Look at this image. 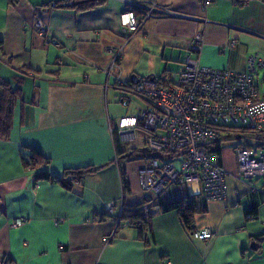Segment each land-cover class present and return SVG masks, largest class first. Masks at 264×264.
Segmentation results:
<instances>
[{"label": "crops", "instance_id": "crops-1", "mask_svg": "<svg viewBox=\"0 0 264 264\" xmlns=\"http://www.w3.org/2000/svg\"><path fill=\"white\" fill-rule=\"evenodd\" d=\"M57 1L0 0V81L22 92L9 136L0 138V264H264V187L260 180L238 179L235 161L225 163L222 155L226 196L198 198L193 215L194 229H210V239H194L175 211L155 205L186 195L185 188L175 186L149 208V241L134 227L115 230L122 206L143 201L137 170L144 159L116 151L142 144L120 139L117 120L133 114L122 115L110 100L126 95L116 77L163 79L186 56L203 67L244 71L248 54L264 57V0H214L204 10L199 0H104L82 11L52 6ZM131 3L143 7L134 10L138 19L149 6L166 12L153 11L130 35L118 15ZM36 15L47 27L45 38L57 40V46L38 35ZM196 34L203 43L191 52ZM108 47L120 52L111 69ZM135 98V111L146 106ZM29 148L48 162L25 166ZM88 165L103 167L70 189L36 178L47 172L60 179L64 169ZM120 169L130 189L125 195ZM111 201L113 212L104 214ZM248 211L255 217L248 219ZM13 217L27 221L15 227ZM110 233L111 240L103 243Z\"/></svg>", "mask_w": 264, "mask_h": 264}, {"label": "built area", "instance_id": "built-area-1", "mask_svg": "<svg viewBox=\"0 0 264 264\" xmlns=\"http://www.w3.org/2000/svg\"><path fill=\"white\" fill-rule=\"evenodd\" d=\"M213 1L199 0L203 10ZM142 8L138 3H131L118 15L119 24L130 35L153 11L166 12L149 6L142 10L143 16L138 19L134 10ZM34 27L38 35L45 38L47 27L38 15ZM44 40L58 45L55 39L46 37ZM202 43L201 35L196 34L190 51L198 52ZM232 46L233 41L228 44V47ZM106 50L113 54L111 69L116 66L120 52L110 47ZM106 73L109 75V70ZM115 85L126 94L119 100L123 107L129 104L130 97H139L147 103L138 107L135 114L117 120L116 131L120 139L131 143L141 140L142 148L154 153L176 154L175 158L149 157L138 168V185L143 192L142 210L147 212L152 202L172 186L185 188L183 198L195 203L198 198L206 201L224 199L226 172L218 156L208 151L207 144L219 138L221 129L247 127L258 131L264 128V57L250 53L246 57L245 70L233 71L203 67L186 56L178 70L163 79L145 77L134 83L116 77ZM233 152L236 177L250 183L260 180L264 187V148L237 145ZM191 185L195 186L193 190H190ZM250 190L255 188L251 186ZM114 206L112 201L106 203L104 214H111ZM246 217L253 218L252 215ZM26 221L25 217H13L10 225L17 227ZM54 222L60 223L62 219ZM121 226H127V223L122 222ZM190 235L197 240H207L212 237V231L193 229ZM112 237L113 233L108 234L102 239L103 243H108ZM95 264L102 263L97 261Z\"/></svg>", "mask_w": 264, "mask_h": 264}, {"label": "trees", "instance_id": "trees-1", "mask_svg": "<svg viewBox=\"0 0 264 264\" xmlns=\"http://www.w3.org/2000/svg\"><path fill=\"white\" fill-rule=\"evenodd\" d=\"M104 0H60L52 4L54 7L58 8H68L76 11L87 10L93 7H96L102 4ZM132 81V80H131ZM22 102V92L20 88L11 87L8 81H0V138H7L9 136L10 130L13 125V117H14V108L16 103ZM222 132H231L233 134H247L249 138L255 141V144H247L254 145L261 148H264V128L255 131L249 129L247 127H230L221 129ZM221 141L219 138L210 141L207 144L208 151L216 154L220 160L221 156ZM30 156L29 158H23L22 162L27 167H37L44 165L48 162V159L44 157L38 150L34 148H29ZM116 151L118 154H123L122 156L125 158H131L138 156L141 159H148L149 157L158 158L160 156L175 158L176 154L171 153H154L148 151L145 148H134L127 152H124L116 147ZM102 166H85L73 169H64L62 171V176L59 179L58 176L49 174L47 172H43L37 175V179L42 180H56L59 181L60 184L66 189H70L74 182H81L82 178L88 174H93L100 170ZM69 176V178H66ZM120 177H121V187L123 195L129 192V185L127 180L125 179L124 173L122 169H120ZM142 202L135 206L123 207L116 217V228L121 226L122 222H126L127 226L134 227L138 233V237L143 239L144 241H149V238H152L151 235V212L148 210L144 212L142 210ZM155 205L160 207L162 212L175 211L180 218V221L188 229L191 231L194 229V221L193 215L195 213L196 203L194 200H188L185 198H179L170 200L167 202H156ZM246 215H252L255 217L253 213L250 211L247 212ZM137 222V224L135 223Z\"/></svg>", "mask_w": 264, "mask_h": 264}, {"label": "rangeland", "instance_id": "rangeland-1", "mask_svg": "<svg viewBox=\"0 0 264 264\" xmlns=\"http://www.w3.org/2000/svg\"><path fill=\"white\" fill-rule=\"evenodd\" d=\"M176 70H178V68L173 69L174 72ZM44 71H42V72H44ZM42 75H44V73H42ZM36 77H38V76H36ZM23 84L25 85L26 83H23ZM25 98H27V96H25ZM130 99H131V101L129 102V104L127 106L123 107L120 104V102L114 97V99H110V100H112L111 101V104L113 105L112 108L118 112H121L122 115H124L125 113L126 114H135V103L138 102V100L135 97H130ZM219 139L222 140L221 141V148H222L221 155H222L225 163H231L233 160L235 161V155H234L233 149L235 147H237V145L255 144V141L253 139L249 138V136L247 134L245 135L243 133L233 134L231 132H222L221 131L220 135H219ZM133 143H135V142H133ZM141 144H142V142H141ZM136 145H138V143ZM252 146H254V145H252Z\"/></svg>", "mask_w": 264, "mask_h": 264}, {"label": "water", "instance_id": "water-1", "mask_svg": "<svg viewBox=\"0 0 264 264\" xmlns=\"http://www.w3.org/2000/svg\"><path fill=\"white\" fill-rule=\"evenodd\" d=\"M131 80H132L134 83H136V82L138 81V79H135V78H132ZM251 247L254 248V246H252V245H251Z\"/></svg>", "mask_w": 264, "mask_h": 264}, {"label": "bare ground", "instance_id": "bare-ground-1", "mask_svg": "<svg viewBox=\"0 0 264 264\" xmlns=\"http://www.w3.org/2000/svg\"><path fill=\"white\" fill-rule=\"evenodd\" d=\"M194 188H195L194 185H191V186H190V190H193Z\"/></svg>", "mask_w": 264, "mask_h": 264}]
</instances>
